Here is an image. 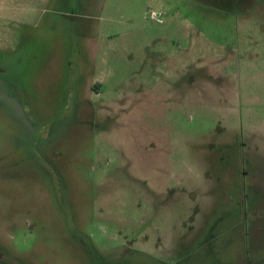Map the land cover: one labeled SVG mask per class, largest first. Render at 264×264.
<instances>
[{
	"label": "rangeland",
	"instance_id": "1",
	"mask_svg": "<svg viewBox=\"0 0 264 264\" xmlns=\"http://www.w3.org/2000/svg\"><path fill=\"white\" fill-rule=\"evenodd\" d=\"M0 264H264V0H0Z\"/></svg>",
	"mask_w": 264,
	"mask_h": 264
}]
</instances>
